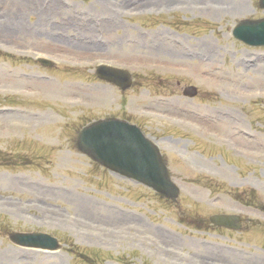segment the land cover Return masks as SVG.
I'll use <instances>...</instances> for the list:
<instances>
[{
    "label": "rangeland",
    "instance_id": "1",
    "mask_svg": "<svg viewBox=\"0 0 264 264\" xmlns=\"http://www.w3.org/2000/svg\"><path fill=\"white\" fill-rule=\"evenodd\" d=\"M203 1L210 0H34L38 9L30 1L13 27H0L1 51L31 60L0 57V102L24 109L14 115L0 112V162L9 165H0V264H93L94 260V264H264V223L228 231L196 228L194 222L213 212L258 209L264 215V55L248 54L251 49L230 34L236 20L233 13L245 11L246 6L242 16L260 12L256 0H222L238 5L227 13L189 9ZM175 5L187 9L166 16ZM74 11L80 15L74 23L81 26H90V21H83L88 18L112 17L119 26L104 32L103 39L121 38L122 44L118 40L115 47L103 43L107 48L74 49L73 42L82 34L64 26L72 24L69 17ZM1 15L0 24L7 20ZM130 38L142 44L136 48ZM173 41L186 44L187 52ZM90 53L134 61L127 63L136 83L124 95L125 109L114 87L83 84L89 81L94 62L76 67L82 70L63 64L81 61L83 54ZM45 54L55 56H50L57 61L55 69L32 61ZM24 73L53 75L57 81L46 86L24 78ZM190 84L197 87V95L183 97V88ZM24 89L25 94L16 95L19 98L8 99L11 90ZM33 89L36 97L30 94ZM95 89H106V96ZM51 94L57 95L55 102L48 100ZM111 96L116 98L114 104L102 105ZM68 97H77L79 103L73 105ZM110 113L138 123L162 148L180 188V211L186 216L152 190L95 167L75 150V132L81 124ZM233 114L241 117L240 124L254 138L249 146L235 141L248 148L245 158H237L217 142L221 134L231 133ZM194 148H202L213 160L200 157ZM206 173L217 174V188L205 178L198 179ZM239 190L245 192L243 196ZM125 222L126 229L120 226ZM13 230L49 232L60 240L61 251L15 246L7 238Z\"/></svg>",
    "mask_w": 264,
    "mask_h": 264
},
{
    "label": "water",
    "instance_id": "2",
    "mask_svg": "<svg viewBox=\"0 0 264 264\" xmlns=\"http://www.w3.org/2000/svg\"><path fill=\"white\" fill-rule=\"evenodd\" d=\"M117 126H120L116 123H111V124H107L103 126V130L104 129H115ZM120 133H123L126 142L131 146V147H135V148H141L142 147V143L141 141L138 139L137 134L135 133V131L131 130V129H127L124 131H120ZM98 147H101L102 144L98 143L97 144ZM113 159V158H110ZM115 161H119V159H113ZM159 171V174H161V171L158 167H155V165L151 162H146L143 161V167L141 169V172H143V174L151 176L154 180H151V183H153L155 186H157L160 189L165 188V186H167V183H165L161 178L160 175L156 172ZM233 216H225V215H221L216 219V223L217 224H224V225H230L231 221L233 220ZM45 238H47L46 236H44ZM23 238H26V236H24ZM38 241L42 242V238L43 236H37Z\"/></svg>",
    "mask_w": 264,
    "mask_h": 264
},
{
    "label": "bare ground",
    "instance_id": "3",
    "mask_svg": "<svg viewBox=\"0 0 264 264\" xmlns=\"http://www.w3.org/2000/svg\"><path fill=\"white\" fill-rule=\"evenodd\" d=\"M0 5L5 9V11L7 12L6 15H7V20L0 24V27L4 30H6V27L10 28V27H13L15 25V22L20 20L25 11H23L24 9H28L30 7V3L27 1V0H14V5H12V7H15V12H12V7L11 5H8L6 6L4 3H2L0 1ZM33 5V3H32ZM47 13H51L52 14V9H47L46 11ZM2 16V15H1ZM16 20V21H15ZM8 22V23H7ZM111 26L113 24H110ZM110 25H106L105 29H110L111 26ZM75 46H78V44H75Z\"/></svg>",
    "mask_w": 264,
    "mask_h": 264
}]
</instances>
